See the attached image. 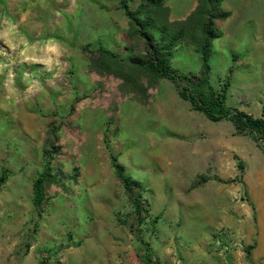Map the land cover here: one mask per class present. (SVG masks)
<instances>
[{
  "label": "rangeland",
  "instance_id": "1",
  "mask_svg": "<svg viewBox=\"0 0 264 264\" xmlns=\"http://www.w3.org/2000/svg\"><path fill=\"white\" fill-rule=\"evenodd\" d=\"M235 2L239 4L238 0ZM138 3V0L131 1V7L135 9ZM165 4L170 8L172 20H182L197 2L190 12L192 4L182 5V0H165ZM242 7L264 12V0H245ZM117 12L128 20L119 0H0V96L6 95L13 103L11 109L0 110V175L4 169L8 175L0 192V264H22L24 256L31 252L39 264H63L60 250L70 246L74 237V229L66 220L65 206L69 202L74 206L79 204L78 195L85 193L80 188L81 182H87L86 188L92 187L85 167L94 158L108 170L106 179L110 177L113 183L116 173L112 155L117 156L126 173L135 178L133 167L126 166L121 158L134 148L133 140L128 137V129L135 124V120H130L133 106L137 103L149 106L154 99L153 96L150 101L153 87L147 86L152 76L142 69L133 70L126 62L123 70L128 78L125 79L113 72L116 65L98 52L104 47L126 59L146 51L140 37L129 36L130 23L115 19ZM251 26L258 33L255 21ZM260 28L261 38H264V26ZM252 37L248 35L249 39ZM230 60L228 65L223 64L221 57L217 64L213 63V68L211 65L212 85L219 90L230 76L227 104L260 115L264 76L262 89L253 88L249 96L243 95L233 82L237 56L232 54ZM171 65L177 72L199 74L200 54L193 44L182 42L173 51ZM262 69L263 75L264 65ZM255 91L262 100L253 97ZM4 99L7 107L9 101ZM23 112L26 140L17 135L23 128L17 127ZM50 126L57 129L59 146L52 160L55 180L47 186L48 201L43 214L38 216L33 203L34 180L45 167L44 141ZM235 134L238 151L232 158L238 174L232 179L219 180L238 185L234 200L240 208L248 207L250 223L240 209L236 215L239 226L218 228L212 233L208 250L218 264H264V149L251 135L239 134L237 130ZM91 169L92 165H88V173ZM21 173L26 176V185H17L14 181ZM207 175L206 172L199 174L189 190L182 193L189 194L191 188L206 182ZM168 185L173 186L172 181ZM100 195L112 208L117 225L132 235L140 262L137 264H142V240L149 242L154 253L151 264H187L178 249L168 259L156 255L153 244L160 231L152 210L153 198L146 187L143 197L148 210L141 222L122 183H115ZM53 217H57L59 229L53 231L52 236L43 225H48L47 220ZM168 225L181 230L184 224ZM75 245H80V241Z\"/></svg>",
  "mask_w": 264,
  "mask_h": 264
},
{
  "label": "crops",
  "instance_id": "2",
  "mask_svg": "<svg viewBox=\"0 0 264 264\" xmlns=\"http://www.w3.org/2000/svg\"><path fill=\"white\" fill-rule=\"evenodd\" d=\"M233 1L223 0V7L231 10L232 14L218 21L223 35L214 40L210 61L213 68V63L217 64L223 57V64L228 65L232 54H235L238 60L233 82L241 94L249 96L253 88H263L264 38H261L260 27L264 26V12L262 9L258 12L244 9L245 0H238L239 4ZM196 2L198 0H182V5L192 4L190 12ZM168 5L171 7L172 4ZM114 17L124 24L129 22L119 12L114 13ZM254 21L259 26L258 33L251 26ZM249 34L253 36L251 39ZM175 87L168 78H161L151 88L152 104L144 106L137 103L133 106L130 120H135V124L128 129V137L133 140L134 148L124 153L121 160L126 166L133 167L135 179L140 180L152 195V210L160 231L153 244L156 255L168 259L179 251L187 264H218L214 254L208 250L212 233L224 225L238 227L236 215L240 209L250 223L248 207L240 208L234 200L238 185L219 180L232 179L238 174L232 158L238 151L236 127L228 119L212 121L193 109L191 102L181 97ZM255 92L253 97L262 100L261 91L258 92L260 96ZM4 98L9 101L7 107ZM12 104L6 95L0 96V110H9ZM21 116L23 118L17 127L23 128L17 135L26 140L24 112ZM88 165H92V172L88 173ZM88 165L85 173L92 187L86 188L87 182H81L80 188L85 193L78 195L81 198L79 204H65L66 220L74 229V237L70 246L60 250L63 264L140 263L133 248L132 235L117 225L112 208L100 195L121 181L116 174H113L115 183L110 181V177L106 179L108 170L98 158ZM203 172L208 174L207 181L191 188L189 194L182 193L189 190L191 183ZM14 181L17 185H26V176L17 174ZM171 181L173 186L168 185ZM177 190L181 193H169ZM47 222L43 229L45 227L53 236V231L59 229L58 219L49 218ZM178 222L184 224L181 230L168 225ZM77 241L80 245H75ZM22 264H39V260L31 252L24 256Z\"/></svg>",
  "mask_w": 264,
  "mask_h": 264
},
{
  "label": "trees",
  "instance_id": "3",
  "mask_svg": "<svg viewBox=\"0 0 264 264\" xmlns=\"http://www.w3.org/2000/svg\"><path fill=\"white\" fill-rule=\"evenodd\" d=\"M131 1L133 0H119V4L129 19V36L140 37L145 43L146 51L142 55L122 59L110 49L100 47L98 52L101 53V57L116 65L112 71L127 79L123 66L128 62L133 70L138 72L142 69L152 76L148 87H154L163 77L171 79L180 96L189 100L194 109L204 112L212 121L231 120L236 126L237 133L251 135L264 149V103L258 116L235 109L226 102L231 83L230 76L219 90L214 88L210 81V59L214 40L222 35L218 21L225 20L231 15V11L223 7V0H198L192 12L182 20L170 18V8L165 4V0H138L135 9L131 7ZM182 42L193 44L199 52L201 60L199 74L182 73L173 69L171 65L173 51ZM103 64L106 67L108 65L106 61ZM57 138V129L50 126L44 141L45 167L34 180L33 203L38 216L43 214L48 201L47 186L55 180L52 160L59 148L56 144ZM112 162L116 176L128 193L138 221L141 222L148 210L143 197L145 186L140 180L126 173L117 156L112 155ZM241 165L240 162L239 166ZM7 176V170L4 169L0 175V192ZM142 242L144 244V251L140 254L142 264H151L154 255L152 248L149 242L143 240Z\"/></svg>",
  "mask_w": 264,
  "mask_h": 264
}]
</instances>
